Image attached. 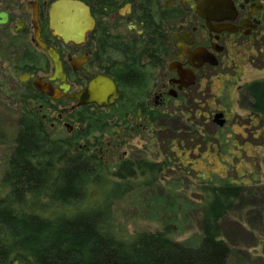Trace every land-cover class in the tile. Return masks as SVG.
<instances>
[{
	"label": "flooded vegetation",
	"instance_id": "1",
	"mask_svg": "<svg viewBox=\"0 0 264 264\" xmlns=\"http://www.w3.org/2000/svg\"><path fill=\"white\" fill-rule=\"evenodd\" d=\"M56 1L0 0V19H4L0 48L7 51L10 70L1 78L14 79L8 99L15 108L16 122H39L52 138L74 139L84 132L86 122H105L103 130L75 143L105 165L110 152L131 137L144 136L148 125L194 122L192 98L187 99V92L210 76L227 82L245 59L255 57L253 48L264 46V0H74L87 8L91 26L87 29L83 21L74 25L73 32L59 29L71 36L66 42L50 24V7ZM35 31L57 55L62 82L50 80L53 65L33 41ZM228 68L231 74L226 72ZM98 75L114 82L117 99L108 106L77 105L73 95ZM189 78L192 84L184 87ZM36 81L50 87L48 94L34 87ZM236 91L242 94L238 102L232 101L226 87L218 93L220 101L210 117L201 115L202 122H215L214 116L221 114L223 125L218 131L226 129L225 122H233L234 113L229 112L234 105L246 109L247 120L254 122L257 116L249 112V97L241 87ZM188 129L184 124L183 130ZM121 155L111 156L117 158L114 167L130 168L145 162ZM4 264L24 263L10 258Z\"/></svg>",
	"mask_w": 264,
	"mask_h": 264
},
{
	"label": "trees",
	"instance_id": "2",
	"mask_svg": "<svg viewBox=\"0 0 264 264\" xmlns=\"http://www.w3.org/2000/svg\"><path fill=\"white\" fill-rule=\"evenodd\" d=\"M241 89L250 114L264 116V78ZM23 121L17 122L0 179V264L10 258L24 264H226L230 249L220 223L247 196L241 183L221 176L200 182L193 246L172 241L169 226L121 237L113 203L132 190L126 180L135 170L153 178L160 165L110 168L77 148L79 139L103 130L105 122H86L80 137L64 139L50 137L39 122Z\"/></svg>",
	"mask_w": 264,
	"mask_h": 264
},
{
	"label": "rangeland",
	"instance_id": "3",
	"mask_svg": "<svg viewBox=\"0 0 264 264\" xmlns=\"http://www.w3.org/2000/svg\"><path fill=\"white\" fill-rule=\"evenodd\" d=\"M251 51L255 57L245 59L227 82L210 76L187 92V99L192 98L194 122L148 125L144 136L131 137L108 154L105 163L110 168L122 153L131 161L165 162L153 178L140 176L135 170L126 180L132 190L112 205L113 219L122 228L121 237L169 226L172 241L193 246L199 235L200 182L221 176L241 183L248 193L220 223L221 239L230 249L226 264H264V116L249 122L248 111L234 105L229 112L234 113L233 122H225L227 128L220 131L214 122H202L201 117H210L220 101L218 93L225 87L232 101L238 102L242 94L237 87L264 78V46ZM7 59L6 49L0 48V179L17 130V114L8 99L14 79L1 78L10 74ZM226 72L231 74L230 68ZM184 124L189 126L187 132ZM134 168L130 167L132 171Z\"/></svg>",
	"mask_w": 264,
	"mask_h": 264
},
{
	"label": "water",
	"instance_id": "4",
	"mask_svg": "<svg viewBox=\"0 0 264 264\" xmlns=\"http://www.w3.org/2000/svg\"><path fill=\"white\" fill-rule=\"evenodd\" d=\"M81 15V16H80ZM83 17V18H82ZM33 21L36 24V12L33 8ZM86 22L88 24V28L91 26V19L88 15L87 8L81 3L74 0H58L54 2L50 7V24L51 28L54 30V33L60 37L64 42L68 41L71 36L67 34L61 33L60 30L72 31L74 25L77 22ZM4 19H0V23H3ZM36 26V25H35ZM60 29V30H59ZM85 30V28H84ZM71 32V33H72ZM33 41L41 49L47 57L50 59L53 65V76L50 80L57 78L61 82L64 80L63 75L61 74L60 62L57 55L48 47H46L42 40L38 36V32L35 31V35ZM206 63L210 65H215L212 60H205ZM202 62H200L201 64ZM192 84L191 78H189L186 86ZM34 87L43 93H47L50 90V87L46 83H41L37 85L34 83ZM63 91L66 90V86L63 85ZM54 94H57L56 91H53ZM118 97L117 89L114 82L105 76L98 75L92 80H90L86 87L79 93L73 95V98L76 101L77 105H83L88 103H93L97 106H108L113 103ZM221 118V114H217L214 116V123L221 127L223 125Z\"/></svg>",
	"mask_w": 264,
	"mask_h": 264
}]
</instances>
